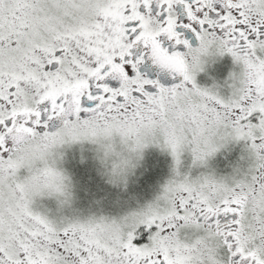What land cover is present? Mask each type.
<instances>
[{"label":"snow or ice","instance_id":"6c2138e0","mask_svg":"<svg viewBox=\"0 0 264 264\" xmlns=\"http://www.w3.org/2000/svg\"><path fill=\"white\" fill-rule=\"evenodd\" d=\"M0 264H264V0H0Z\"/></svg>","mask_w":264,"mask_h":264}]
</instances>
